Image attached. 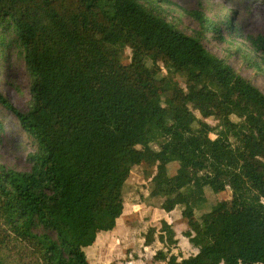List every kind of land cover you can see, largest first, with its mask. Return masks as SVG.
<instances>
[{
  "label": "trees",
  "instance_id": "1",
  "mask_svg": "<svg viewBox=\"0 0 264 264\" xmlns=\"http://www.w3.org/2000/svg\"><path fill=\"white\" fill-rule=\"evenodd\" d=\"M164 3L0 0V43L8 33L20 50L31 107L0 102L35 144L29 171L0 166V264H90L85 248L116 227L143 162L156 167L149 195L180 207L197 250L172 253L161 219L143 234L163 246L156 261L264 263V93L167 21ZM206 10L191 13L201 30L241 36L232 16ZM243 38L264 65V36ZM206 187L216 200L190 221Z\"/></svg>",
  "mask_w": 264,
  "mask_h": 264
},
{
  "label": "rangeland",
  "instance_id": "2",
  "mask_svg": "<svg viewBox=\"0 0 264 264\" xmlns=\"http://www.w3.org/2000/svg\"><path fill=\"white\" fill-rule=\"evenodd\" d=\"M162 7L167 21L185 34L199 37L209 53L226 59L233 69L264 93V65L257 67L251 63L253 59L257 60V56L243 38L257 34L264 36V0H169ZM206 9L213 21L219 20L221 13L232 16L239 25L241 36L228 37L223 33L218 37L201 30L191 13L202 10L207 13ZM4 37V42L0 43V96L18 111L26 112L31 107L30 77L18 46L10 40L8 33ZM126 52L129 55L128 49ZM208 122L215 124L213 120ZM34 150L32 138L21 127L17 117L0 102V166L29 171L31 162L28 156ZM155 172V166L144 162L132 167L122 188L123 215L117 219L112 231H105L107 234L100 237L103 242H98L97 246H103L102 253L91 246L85 249L90 264H166L163 260L154 259L157 249L163 248L161 244H143V234L150 226L159 228L161 219L172 225L178 239V245L171 246L172 253L187 257L197 252L182 235L189 220L181 217L180 207L167 213L161 208L162 198L149 195ZM205 193V203L195 211L190 221L208 211L215 202L216 195L210 188L206 187Z\"/></svg>",
  "mask_w": 264,
  "mask_h": 264
},
{
  "label": "crops",
  "instance_id": "3",
  "mask_svg": "<svg viewBox=\"0 0 264 264\" xmlns=\"http://www.w3.org/2000/svg\"><path fill=\"white\" fill-rule=\"evenodd\" d=\"M112 231V230H111ZM105 231H102V232H100V233H98L97 234V237H96V240H95V242L93 243V245H91V248L92 249H95L96 251H101V253L103 252V246L101 247V248H99V246H97V243L98 242H103L102 240H101V236H103V235H105V234H107V233H104ZM103 234V235H102ZM110 234V233H109ZM90 247V246H89ZM86 248H88V247H86ZM85 248V249H86ZM90 248V249H91ZM86 252H87V250H85ZM222 264V263H221Z\"/></svg>",
  "mask_w": 264,
  "mask_h": 264
},
{
  "label": "built area",
  "instance_id": "4",
  "mask_svg": "<svg viewBox=\"0 0 264 264\" xmlns=\"http://www.w3.org/2000/svg\"><path fill=\"white\" fill-rule=\"evenodd\" d=\"M256 264H264V263H256Z\"/></svg>",
  "mask_w": 264,
  "mask_h": 264
},
{
  "label": "bare ground",
  "instance_id": "5",
  "mask_svg": "<svg viewBox=\"0 0 264 264\" xmlns=\"http://www.w3.org/2000/svg\"><path fill=\"white\" fill-rule=\"evenodd\" d=\"M124 212V211H123ZM123 212H122V215H123Z\"/></svg>",
  "mask_w": 264,
  "mask_h": 264
}]
</instances>
